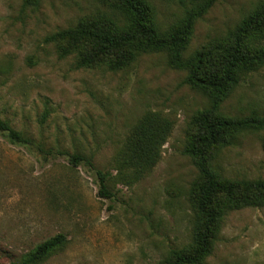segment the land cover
<instances>
[{"label":"rangeland","instance_id":"374dc122","mask_svg":"<svg viewBox=\"0 0 264 264\" xmlns=\"http://www.w3.org/2000/svg\"><path fill=\"white\" fill-rule=\"evenodd\" d=\"M145 1L165 35L204 0ZM263 7L264 0H218L195 23L184 57L216 56ZM126 23L114 0H0V120L32 141L16 146L0 133V264L20 263L59 235L66 244L38 264H167L173 250L197 252L204 183L185 150L207 96L185 83L187 72L172 67L168 52L133 58L117 50L82 66L92 45L51 39L78 24ZM252 42L264 46V37ZM220 113L264 117V66L244 74ZM141 135L139 159L164 142L140 173L128 146ZM67 154L92 167L74 166ZM208 159L228 181L264 182V129L226 134ZM94 170L106 174L112 199L99 196ZM227 204L224 194L214 200L218 210ZM207 239L209 251L194 264H264V204L229 210Z\"/></svg>","mask_w":264,"mask_h":264},{"label":"trees","instance_id":"16d2710c","mask_svg":"<svg viewBox=\"0 0 264 264\" xmlns=\"http://www.w3.org/2000/svg\"><path fill=\"white\" fill-rule=\"evenodd\" d=\"M127 18V23L118 28H102L98 25L78 26L57 33L52 40L66 38L72 41L87 43L93 46L92 56L81 62L87 66L100 56H107L117 50H127L131 57L146 52H168L172 67L187 72L185 83L192 89L203 92L209 106L201 112L195 138L189 142L185 152L193 162L203 179L197 201V214L201 221L202 231L195 237L197 252L188 255L179 251H171L167 264H194L209 251L207 238H213L219 228L222 216L231 209L264 204V182L234 183L223 178L209 164L208 151L222 144L228 133H239L251 129H264V117L250 116L245 118H229L220 113V107L229 93L241 84L244 74L264 66V46L253 43L252 35L264 37V7L256 10L239 25L233 41L216 56L210 51H196L190 57H184L187 41L192 34L195 23L218 0H204L202 3L186 10L182 21L167 34H160L151 21V10L145 0H114ZM0 133L13 145L27 147L32 145L30 139L11 129L0 120ZM146 135L136 138L128 146L131 152L130 162L143 172V166H151L158 156V149L164 140H157L150 157L139 159L144 151ZM69 162L79 166L83 162L92 167L84 157L67 154ZM153 161L149 163V158ZM137 158V160H135ZM145 161V162H144ZM144 163V164H143ZM140 172V173H141ZM98 181L99 196L112 199L114 194L107 186V177L100 170H94ZM239 192L245 195L238 198ZM221 194L228 199L227 206L218 210L214 208V200ZM252 195L257 202L252 200ZM66 244L64 235H59L39 245L20 263L38 264L54 251Z\"/></svg>","mask_w":264,"mask_h":264}]
</instances>
